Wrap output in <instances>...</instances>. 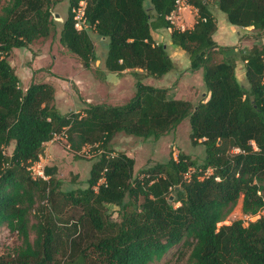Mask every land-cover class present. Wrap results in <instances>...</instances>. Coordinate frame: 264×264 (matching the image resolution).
I'll return each mask as SVG.
<instances>
[{
	"label": "trees",
	"instance_id": "1",
	"mask_svg": "<svg viewBox=\"0 0 264 264\" xmlns=\"http://www.w3.org/2000/svg\"><path fill=\"white\" fill-rule=\"evenodd\" d=\"M61 1L8 0L0 11V226L22 238L14 254H0V264H151L180 242L190 249L192 264H264V213L247 224L243 220L264 211V45L243 56L247 93L233 61L212 60L215 48L229 47L212 39L216 19L210 8L212 2L230 24L264 34V0H187L196 17L184 30L166 19L175 0H84L88 27L80 31L71 9L81 0H67L59 42L84 66L96 59L91 29L106 39L107 70L142 69L161 76L172 63L151 29L171 27L172 42L188 54L191 70L202 69L209 92L193 107L188 100L167 98L165 88L138 80L128 102L87 104L70 115L59 113L51 84L21 88L7 59L13 48L54 30L51 8ZM185 118L190 139L204 146L201 164L179 154L132 179V157L101 152L86 186L66 191L58 189L54 167L44 168L46 179L33 178L28 169L52 132L63 128L70 147L78 151L88 143L105 146L119 132L158 138ZM11 142L12 153L6 155L4 147ZM39 198L49 201L51 213L32 225L31 239L29 213ZM58 198L80 213L71 219L61 216ZM239 199L241 217L217 225ZM106 204L119 206L118 220L106 213Z\"/></svg>",
	"mask_w": 264,
	"mask_h": 264
},
{
	"label": "rangeland",
	"instance_id": "2",
	"mask_svg": "<svg viewBox=\"0 0 264 264\" xmlns=\"http://www.w3.org/2000/svg\"><path fill=\"white\" fill-rule=\"evenodd\" d=\"M8 0H0V11L2 6ZM147 2V0L145 1ZM211 10L215 13L217 22L220 25L221 20L228 23L225 14L220 11L212 2ZM54 17V30L45 38H38L29 43L26 47L13 48L7 57L9 63L14 68L19 78V86L26 88L30 83H50L54 87V104L62 115H70L82 111L87 105L85 102L86 82L92 75L97 80L101 78L103 86L92 90L96 98V103L105 105H121L128 102L136 92V82L139 80L143 84L150 85L157 83L152 75H147L142 69H130L124 74L109 71L104 67L105 40H102L93 30L88 29V34L93 43L96 59L91 61L88 66H84L81 60L73 52L69 51L59 42V32L62 22L68 14V2L63 0L52 8ZM185 13H188L185 16ZM58 14V17L55 15ZM178 21L186 26L189 21L190 12L182 10ZM191 18V16H190ZM249 38H261L259 31L253 28H243ZM264 32V30L262 31ZM235 34V33H234ZM261 42L251 43V47H242L239 43L223 51H216L212 57H226L232 52L236 57H243L253 47H261ZM237 50V51H235ZM100 59V62L99 60ZM100 69H105L108 74L97 73ZM104 73V72H103ZM199 79L202 82H199ZM165 84L171 87L175 84L173 78L165 81ZM242 85L249 93V84L242 80ZM171 89V88H170ZM175 92V91H172ZM171 92V93H172ZM182 98L188 99L194 107L199 101L204 100L207 95V89L202 80V72L199 77L189 81V85L184 87L178 94ZM175 96V93L167 95V98ZM93 104L95 102H92ZM67 132V131H66ZM190 126L188 118L183 119L176 128L165 134L154 138L152 136L145 138L142 136L128 135L123 132L117 133L113 139L103 146L101 143L85 144L78 151L72 150L68 141L50 140L45 144L44 149L36 161L34 169L44 170L45 167H54L53 176L58 179L60 191L74 189L76 187H85L90 173V167L97 160L101 152L116 154L123 152L134 159L132 179H141L145 171L156 163L167 161L170 157H178L179 154L187 155L189 159L201 164L205 155L202 143L193 142L190 139ZM14 142L4 147V153H12ZM33 169V170H34ZM29 169L30 173L33 172ZM141 198L136 203H139ZM56 204L60 206V215L64 218H75L80 210L70 205H63L61 199H56ZM241 199L228 213L224 221L229 223L232 219L241 217ZM119 206L106 204V213L113 219L119 218ZM51 213L49 201L39 198L35 201L31 212L29 213V236L34 238L35 232L33 224L38 221H45ZM259 215L264 211L260 210ZM22 244V238L16 231H11L4 224L0 226V254L13 253L19 249ZM190 249L181 245V242L168 250L158 261L151 264H192L189 261Z\"/></svg>",
	"mask_w": 264,
	"mask_h": 264
},
{
	"label": "crops",
	"instance_id": "3",
	"mask_svg": "<svg viewBox=\"0 0 264 264\" xmlns=\"http://www.w3.org/2000/svg\"><path fill=\"white\" fill-rule=\"evenodd\" d=\"M186 9L190 12V16H191V18L189 16V19H188L189 21L186 24V28H191L193 26L194 21H195L196 11L193 9H190V8H186ZM186 9H184V10H186ZM212 13L216 19V30L212 34V39L214 40V42L218 46H234V48H235V44L239 43L242 47L248 46L247 48H250L251 43L253 44V42H256V41H260L261 44L264 45V34L261 35V38L260 37H258L257 39H256V37H255V39L249 38L245 34L246 32L244 30H242L241 27H239V26L232 25L229 22L226 23L224 20H221V23L219 25L217 22V18H216L215 13L213 11H212ZM186 14H188V13H185V16H188ZM247 28H252V27H247ZM170 33H171V29H169V28L151 29V35H152L155 43H160V44L164 45L165 50L167 52V55H168V57L172 63V67L165 74H163L161 76L153 77V80L154 81L157 80L158 82L150 84V85L153 87H159V88L167 89L166 95L175 93V96L170 97V98L188 100L186 98H182L180 96H177L176 93L179 94L183 90L184 87L188 86L190 80H192L194 78H198L199 72H202V69L199 68L196 70H191L190 59L188 57V54L183 49H181L178 45H176L172 42L171 37H170ZM101 39L105 40V54L103 56V57H105L106 51H107L106 39L105 38H101ZM215 50L218 51L216 48H215ZM235 51H237V50H235ZM222 59H227V60H231L234 62V64H235L234 70H235L236 78L241 85H244V84H242V80L247 82L246 77H245L246 59L244 57H240V58L236 57L234 52H232V54L230 56H229V54H227L226 57H225V55H224V57H222L221 55H220V57H212V60L214 62H218ZM98 60L100 62V59H98ZM128 70H130V69H125L123 71H116L115 73L124 74V72H126ZM97 73L101 74L102 77L104 76L105 73L108 74V72H106L105 69H100ZM169 78H173V82L175 83L172 87L170 85L165 84V81ZM84 82H86L85 102L87 104H93L92 102H95L94 104H100V103H96V98H95L94 94L92 93V90L103 86L102 79L98 78V80H97L95 77L90 75L89 79L85 80ZM199 82H202V81L199 79ZM172 91H175V92H172ZM208 97H209V92H208L207 97L201 101L207 100ZM49 142H50V140L45 142V144H47Z\"/></svg>",
	"mask_w": 264,
	"mask_h": 264
},
{
	"label": "built area",
	"instance_id": "4",
	"mask_svg": "<svg viewBox=\"0 0 264 264\" xmlns=\"http://www.w3.org/2000/svg\"><path fill=\"white\" fill-rule=\"evenodd\" d=\"M186 8H190V9H193L196 11V9L193 6H191L187 3V0H175L173 10L168 15H166V19L170 22V24L172 25L173 28H176L179 30H184L186 28L184 23H181L178 21V17H180L179 14L182 12L183 9H186ZM84 9H85V1L84 0L79 1L78 5L71 9V11L73 13V19H74V27L78 31L86 29L88 27V24H87L86 19H85ZM169 29H172V28L169 27ZM261 83L264 85V77L262 78ZM50 140H60V141L67 142L66 128H63L60 131L52 132ZM254 148H256V147L254 146ZM174 158H176V157L174 156ZM35 163L36 162L32 163L28 167V169L32 168V170H33L34 169L33 164L35 165ZM210 172H211V168H208L204 172V174L207 175ZM31 175L33 178H37V177H41L43 179L47 178V176L44 174L43 170H41V169H37V170L34 169L33 172H31ZM186 176H188V175L186 174ZM100 181L101 182L104 181V178L102 177L100 179ZM257 217H259V213L255 214V215H244L243 216L244 224H247L248 221L254 220Z\"/></svg>",
	"mask_w": 264,
	"mask_h": 264
},
{
	"label": "water",
	"instance_id": "5",
	"mask_svg": "<svg viewBox=\"0 0 264 264\" xmlns=\"http://www.w3.org/2000/svg\"><path fill=\"white\" fill-rule=\"evenodd\" d=\"M55 16L58 17V14H56ZM171 197H172V196H170V198H171Z\"/></svg>",
	"mask_w": 264,
	"mask_h": 264
}]
</instances>
